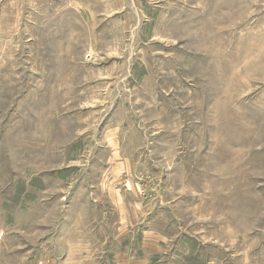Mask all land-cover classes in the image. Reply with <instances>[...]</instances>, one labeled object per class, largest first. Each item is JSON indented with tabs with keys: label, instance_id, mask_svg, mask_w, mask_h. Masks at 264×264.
Masks as SVG:
<instances>
[{
	"label": "rangeland",
	"instance_id": "rangeland-1",
	"mask_svg": "<svg viewBox=\"0 0 264 264\" xmlns=\"http://www.w3.org/2000/svg\"><path fill=\"white\" fill-rule=\"evenodd\" d=\"M92 229L87 264H264V0H0V264Z\"/></svg>",
	"mask_w": 264,
	"mask_h": 264
},
{
	"label": "crops",
	"instance_id": "crops-1",
	"mask_svg": "<svg viewBox=\"0 0 264 264\" xmlns=\"http://www.w3.org/2000/svg\"><path fill=\"white\" fill-rule=\"evenodd\" d=\"M102 218H103V221H100L98 219V220H96L93 223L94 226H97V232H98L99 236H100L99 231H100V227L101 226L99 227L97 225L98 222L106 224L109 221L108 216L102 217ZM105 226L106 225H104V228H105ZM94 234H95L94 233V229L89 230L88 233H83V235L79 234V236L81 238H84L85 247H86L84 254L87 255V257L83 259L82 264H87V261H91L92 262V256H94V254L96 256H98L97 254L100 253L101 250H102V247H100L101 245L95 243V241L93 240L94 239ZM99 236H97V238H99ZM60 237H62V241L65 239L63 234L60 235ZM66 239L68 241L67 245H65V244L61 245V244L58 243V241L55 240V238H52V242H53V244H52V253L47 256L45 264H67V260L65 259V256H64L65 255V250H66V248H68L69 244H71V243L74 244L75 242L73 241L74 239L71 238V237H68V238L66 237ZM65 261H66V263H65ZM93 261L96 262L95 259Z\"/></svg>",
	"mask_w": 264,
	"mask_h": 264
}]
</instances>
